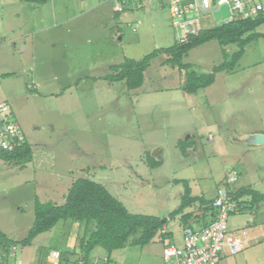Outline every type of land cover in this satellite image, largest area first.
I'll return each instance as SVG.
<instances>
[{
    "label": "rangeland",
    "instance_id": "1",
    "mask_svg": "<svg viewBox=\"0 0 264 264\" xmlns=\"http://www.w3.org/2000/svg\"><path fill=\"white\" fill-rule=\"evenodd\" d=\"M117 4L121 12L113 11ZM169 6V0H0V103L32 149L22 169L0 160V231L16 243L17 263L35 264L54 249L76 253L84 228L72 221L29 246L20 243L33 225L34 200L61 205L80 178L104 186L132 214L166 219L144 247L126 245L109 256L96 248L95 264H165L163 247L181 244L184 214L193 221L204 212L196 202L169 216L184 191L173 180L187 181L192 197L213 202L235 172L234 190L264 194V145L246 142L264 135V38L249 42L232 71L216 74L195 95L181 90L185 72L165 65L161 55L150 61L140 88L101 79L112 65L178 42ZM203 23L222 22L207 17ZM255 33L264 34V24ZM237 51L214 40L182 62L207 74ZM181 141L190 149L184 156ZM147 157L160 166L149 168ZM228 226L243 247L219 264H264V203L239 209Z\"/></svg>",
    "mask_w": 264,
    "mask_h": 264
},
{
    "label": "trees",
    "instance_id": "2",
    "mask_svg": "<svg viewBox=\"0 0 264 264\" xmlns=\"http://www.w3.org/2000/svg\"><path fill=\"white\" fill-rule=\"evenodd\" d=\"M18 1L43 5L49 0ZM263 24L264 13L254 19L233 20L203 29L196 35L188 36L185 41L177 42L170 48L156 49L140 60L125 59L119 65H112L109 67L110 73L101 79L109 84L124 82L128 90L140 88L143 84V73L150 61L161 55L164 57L163 63L165 65L176 67L185 72L186 80L181 86V90L186 94L195 95L199 90L211 86L215 81L216 74L232 71L235 64L243 56L244 48L249 42L260 37L264 38V34L255 33L256 28ZM214 40L220 47L237 45L238 51L229 59L224 57L225 61L214 66L207 74H198L191 69L190 64L182 62L189 51ZM5 77L7 75L2 76V78ZM186 144L187 142L183 141L178 144L183 156L190 150ZM0 160L5 163L20 165L22 169L32 160L31 146L23 139L12 151H0ZM145 162L151 169L160 166V162L151 157H147ZM173 184H182L184 191L179 207L169 216H177L198 202L204 212L202 213L203 216L195 217L194 223L207 225L208 218L210 219L209 213H211V218L215 215L212 207L213 202L205 200L204 197H192L187 181L173 180ZM231 194L240 209L264 203V194H260L251 188H238ZM245 198H249V202L244 201ZM33 215V225L27 237L20 244L23 247L29 246L38 235L49 232L59 222H77L84 228V237L76 242L77 251L74 252L81 261L80 264H90L91 254L98 247L103 249L108 256L126 245L144 247L162 231L166 224V219L161 220L154 216L130 213L120 201L111 196L104 186L86 178L77 179L71 184L61 205H56L53 202L41 203L36 198ZM205 216H207V222L204 221ZM191 218L190 214H184L182 217L184 226L189 225ZM15 244L0 231V254L5 256L4 261L7 263L9 261L6 256L9 249L16 246ZM62 258L59 253L56 264H77L78 261H72L68 257Z\"/></svg>",
    "mask_w": 264,
    "mask_h": 264
},
{
    "label": "built area",
    "instance_id": "3",
    "mask_svg": "<svg viewBox=\"0 0 264 264\" xmlns=\"http://www.w3.org/2000/svg\"><path fill=\"white\" fill-rule=\"evenodd\" d=\"M171 24L180 37L178 42L185 41L188 36L196 35L206 29L203 22L207 17L214 20L213 14L220 10L222 5H227L229 17L222 23L233 20H248L258 17L264 13V0H169ZM114 11L121 12L122 7L118 4ZM215 21V20H214ZM216 22V21H215ZM211 27V26H210ZM208 27V28H210ZM23 141L19 126L11 120V110L0 103V151L10 152L16 145ZM236 181V174L232 172L226 177V188L217 190V197L212 203L214 217L207 225L194 223L182 229L181 244H166L162 250L165 264H219L224 255L234 256L243 247L229 230L228 221L230 217L239 212L238 203L233 199L231 193ZM17 248L13 246L6 256L7 260L15 261ZM0 254V264H9L4 261ZM50 257L56 264L59 253L52 252Z\"/></svg>",
    "mask_w": 264,
    "mask_h": 264
},
{
    "label": "water",
    "instance_id": "4",
    "mask_svg": "<svg viewBox=\"0 0 264 264\" xmlns=\"http://www.w3.org/2000/svg\"><path fill=\"white\" fill-rule=\"evenodd\" d=\"M230 15L227 5H222L219 11L214 12L213 18L216 22H221ZM246 142L251 145H264V135L253 134L246 137Z\"/></svg>",
    "mask_w": 264,
    "mask_h": 264
},
{
    "label": "crops",
    "instance_id": "5",
    "mask_svg": "<svg viewBox=\"0 0 264 264\" xmlns=\"http://www.w3.org/2000/svg\"><path fill=\"white\" fill-rule=\"evenodd\" d=\"M114 11V10H113ZM222 22V21H221ZM194 222H195V219L192 221V220H190V222H189V225L190 224H194ZM65 226L63 227L65 230H68V229H70V226L68 225V226H66V224H64ZM65 233H64V235H63V240L64 241H66V237L68 238V236H69V234H67L66 233V231H64ZM46 233H48V232H46ZM45 234V233H44ZM42 235V234H41ZM40 236V235H39ZM38 237V236H37ZM75 247H76V244H75ZM54 251H56V249H54V250H52L51 252H54ZM56 252H58V251H56ZM93 252H95V251H93ZM60 253V252H59ZM61 254V258L62 259H64L65 257H68L70 260H72V261H75V260H78L77 262H80L81 263V261H79V259H78V256L77 255H74L73 254V259H72V256H67V255H65L64 254V252H61L60 253ZM95 257V256H94ZM38 258V257H37ZM76 258V259H75ZM91 261H92V264H95L97 261H96V258H91ZM35 264H54V260L50 257V255L46 258V259H44L43 258V256H40V258H38V259H35V262H34ZM29 264V263H28Z\"/></svg>",
    "mask_w": 264,
    "mask_h": 264
}]
</instances>
